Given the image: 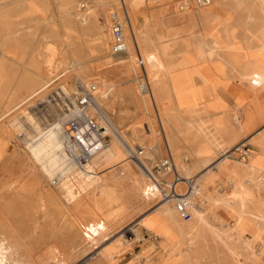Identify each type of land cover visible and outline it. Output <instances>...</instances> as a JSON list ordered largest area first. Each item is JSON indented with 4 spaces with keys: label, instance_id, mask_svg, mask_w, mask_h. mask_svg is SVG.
Returning a JSON list of instances; mask_svg holds the SVG:
<instances>
[{
    "label": "rangeland",
    "instance_id": "1",
    "mask_svg": "<svg viewBox=\"0 0 264 264\" xmlns=\"http://www.w3.org/2000/svg\"><path fill=\"white\" fill-rule=\"evenodd\" d=\"M77 1L0 0V264H264V250L231 245L250 234L264 248V180L242 165L264 159V122L234 142L264 120V0L239 8L228 0L229 19L214 10L222 0L203 8L177 0L166 17L162 0H96L88 9ZM127 12L147 92L138 89L135 53L119 64L109 50L112 17L127 29ZM78 81L97 83L93 95L114 131L54 185L25 140L35 125L63 118L69 134L80 120ZM234 82L245 88L231 92ZM249 138L257 151L247 161L228 155ZM142 144L146 170L129 155ZM166 149L199 183L187 220L168 202L153 208L147 173ZM83 167L95 175L76 192Z\"/></svg>",
    "mask_w": 264,
    "mask_h": 264
},
{
    "label": "built area",
    "instance_id": "2",
    "mask_svg": "<svg viewBox=\"0 0 264 264\" xmlns=\"http://www.w3.org/2000/svg\"><path fill=\"white\" fill-rule=\"evenodd\" d=\"M192 2L195 6H204L209 3V0H192ZM187 6V4L180 2L178 10L183 11ZM125 22H127V19ZM109 31V50L111 54H125L128 41L123 22L116 17H112ZM135 56L137 58V66L142 69L139 78H137L138 89L143 92L145 86H148V79L144 70V60L137 48L135 49ZM76 85L75 105L78 108L76 110L80 120L66 136L62 151L66 157V164L73 165L76 163L79 166H86L92 157L100 153L109 144V140L106 138L111 136V134L107 130V122L109 121L93 95L96 91L95 82H79ZM130 152V157L135 159L145 169L139 160V157H142L145 152V145H137L136 150L134 152L130 150ZM232 153H236L241 160H245L249 155L247 145L244 142L234 145L228 155ZM147 174L158 196L153 208L161 202H168L177 210L182 219L187 220L190 218L194 207L193 197L199 189L197 179L194 176L181 174L170 155L156 161L152 171ZM62 176L63 173L55 174L50 179L51 184H57Z\"/></svg>",
    "mask_w": 264,
    "mask_h": 264
},
{
    "label": "bare ground",
    "instance_id": "3",
    "mask_svg": "<svg viewBox=\"0 0 264 264\" xmlns=\"http://www.w3.org/2000/svg\"><path fill=\"white\" fill-rule=\"evenodd\" d=\"M74 1V0H72ZM77 1V0H76ZM85 1V0H84ZM83 1V2H84ZM123 1V0H122ZM137 1V0H136ZM135 1V2H136ZM139 1V0H138ZM214 1V0H212ZM222 1H225V0H222ZM238 2H240V4L238 5V7H235V8H239L241 6V2L242 0H237ZM78 2V1H77ZM76 2V3H77ZM83 2H81V8L82 9H88L90 8L91 6H93L95 3H96V0H86V2H84L85 4H83ZM137 3V2H136ZM145 3V2H144ZM25 4V3H24ZM69 4V2H68ZM67 4V5H68ZM125 4V2H124ZM141 4V3H140ZM72 5V4H71ZM211 5V0H209V3L203 7H207ZM85 6V7H84ZM126 6V5H125ZM145 6V5H144ZM75 7V6H74ZM137 7V6H136ZM201 7V8H203ZM127 9V7H126ZM106 23H108V21H106ZM127 26L128 28L126 29L125 28V35H126V39L128 41V47H127V51L125 53V56L124 55H116V61H118L119 64H125L126 63V60H124V58H130L129 62H133V57L132 55L134 54V47H133V43L132 41L134 42V46H137L138 47V50H139V46L137 44V40H136V37H135V33L131 27V22H130V18H129V15H128V12H127ZM147 39L144 40V43H147ZM131 45L133 47V49L131 48ZM146 45V44H144ZM147 46V45H146ZM168 47V46H167ZM164 48V47H163ZM162 48V49H163ZM165 50V49H164ZM206 50V49H205ZM229 50V49H228ZM211 52V51H210ZM139 53H140V50H139ZM213 53V52H212ZM42 54V53H41ZM40 54V55H41ZM36 55V54H35ZM141 56V54H140ZM143 59V58H142ZM128 63V62H127ZM154 64V63H153ZM145 65V64H144ZM162 67H163V64H161ZM160 67V65L158 66ZM152 68H155V67H152ZM151 69V68H150ZM146 70V68H145ZM147 73V71H146ZM147 79H148V73H147ZM79 82V81H78ZM96 84V89L98 88V85L97 83ZM102 84V88H104L106 85L104 83V81L101 82ZM108 84V83H106ZM101 89V88H100ZM149 89V80H148V86H145V89H143V91L147 92L146 90ZM63 90H64V87H63ZM66 91V90H65ZM3 93V91H2ZM66 93V92H65ZM3 95V94H2ZM69 95V94H68ZM3 97V96H2ZM69 98V96H68ZM71 102H73V99L70 100ZM74 103V102H73ZM5 103L3 101V98L0 99V120L3 116H5V114L7 113V111H4L5 109ZM74 111V110H72ZM73 116H75L73 113H66L65 115V118L67 119H70V118H74ZM30 118V117H29ZM63 118V117H62ZM60 119V118H59ZM64 121V118L61 119V121H58V122H55V123H52L49 127L47 126L46 128H39L38 125H35L37 126V129H36V133L31 135L30 134L28 135V133L26 134H22L23 136H30V138L27 137V140H25V137L22 138L25 140V142L29 145V148H30V152L31 154L35 157V159L37 160V162H39L42 167L44 168V170L48 173V175L52 178L53 176H55V174L59 173V171H63L65 172V168H66V157L62 151V147L65 145V138L67 136L66 134V131L63 127V122ZM108 123V126H107V130L109 132V129L110 131H114V127L111 123V121L107 122ZM37 124V123H36ZM36 128V127H35ZM17 130H23V127L19 126L17 127ZM25 130V129H24ZM34 131V130H33ZM20 132V131H18ZM23 132V131H22ZM26 132V130H25ZM30 133V132H29ZM132 148L134 146V143L131 144ZM107 147V146H105ZM105 147L103 149H105ZM136 148V147H135ZM250 156H253V152L250 151ZM97 156V155H96ZM261 157V156H260ZM99 158V157H98ZM258 161V163H256L255 161ZM259 157L257 156V158H254L250 163H243L242 165L246 168H253V169H257L260 173V176L257 178V180H264V159L261 160L259 159ZM208 162V159L205 161V163ZM140 163L143 165L142 161L140 160ZM72 165V164H71ZM81 166V165H80ZM141 166V165H140ZM144 166V165H143ZM78 167V166H77ZM142 167V166H141ZM42 168V169H43ZM143 168V167H142ZM69 169V168H68ZM67 169V170H68ZM72 169V168H71ZM79 169V168H78ZM144 169V168H143ZM80 170V169H79ZM145 170V169H144ZM82 171V170H81ZM69 171H67L68 173ZM72 172V170H71ZM91 172V175H89V173ZM192 172V171H191ZM81 174V173H80ZM83 176L84 178L80 179L81 181H78V185H77V190H82L85 185L91 180V177L93 175H95L94 172L92 171H87L85 169H83ZM214 176V175H213ZM62 178V177H61ZM250 194V193H249ZM212 199V198H210ZM261 200L263 201V199L261 198ZM240 212H244V209L243 208H240L239 209ZM193 217V216H192ZM219 219V218H218ZM206 221V220H205ZM202 222V221H201ZM237 230V229H236ZM246 238H252L248 241H246ZM246 238H243L241 240V245H238V243L234 242V241H231V245L233 247V249L237 250V251H240V252H243V251H256L257 249L259 250H264V248L262 249V240L259 242H256V240L254 239V237H252L250 234L248 235V237ZM263 239V238H262ZM264 242V241H263ZM244 243H247L248 245H245ZM249 259V258H248Z\"/></svg>",
    "mask_w": 264,
    "mask_h": 264
},
{
    "label": "crops",
    "instance_id": "4",
    "mask_svg": "<svg viewBox=\"0 0 264 264\" xmlns=\"http://www.w3.org/2000/svg\"><path fill=\"white\" fill-rule=\"evenodd\" d=\"M174 1H177V0H162V3L163 4H165V17H166V15L169 13V15L172 13L171 11H167V9H168V7L174 2ZM212 0H211V5H212ZM222 4H225V5H227V6H223L222 7V5H215L214 6V8L215 7H218V8H216V9H214L215 10V12L216 13H218V14H224V13H228V10H229V8L230 9H232L233 8V6H234V2H229L228 0H226V1H224ZM240 4V2H238L237 0H236V7H238V5ZM207 5V4H206ZM149 6V5H148ZM205 6V5H204ZM197 7H203V6H197ZM147 9H148V7H147ZM223 16V15H222ZM225 19H229V18H231V17H228L227 15H224L223 16ZM132 43H133V47H134V53H135V49L137 48L138 49V47L137 46H134V42L132 41ZM136 47V48H135ZM139 51V50H138ZM231 92H232V90H234L233 92L236 94L237 92H239L240 90H243L245 87L243 86V85H241V84H239V83H237V82H234V83H232L231 84ZM227 94V95H226ZM224 95V97H225V99L227 100V102H228V104L231 106V107H233V105H234V100H233V98H232V96H231V94H230V92L228 93H226L225 92V94H223ZM262 98H263V95H262ZM262 122H264V120L263 121H260V122H258L254 127H253V129L252 130H250V132H248L246 135H241V136H239V137H237V139L234 141V142H238L240 139H242V138H245L247 135H249L259 124H261ZM261 132V131H260ZM258 134H259V132H257ZM256 133V135L257 136H259L258 134ZM256 136V137H257ZM256 137H254V138H256ZM252 139H253V136L251 137ZM251 138H249L247 141H250L249 143L247 142L246 143V141H245V144L247 145V148H248V152L250 153V151L251 150H255V151H257V149H256V147L254 146V145H252L251 144ZM166 142V141H165ZM234 142H233V144H234ZM249 144H251L252 146H253V148H250V146H249ZM166 147V146H165ZM231 148H232V146H231ZM167 155H170L172 158H173V156H172V154H171V152L168 150V149H166V155L164 156V157H166ZM248 157H249V155L246 157V159L245 160H242L243 162L244 161H247L248 160ZM173 160H174V158H173ZM179 169V168H178ZM179 171H180V173L181 174H183V175H185L184 174V171L183 170H180L179 169ZM187 176H189V175H187ZM195 177V176H194ZM196 179H197V177H195Z\"/></svg>",
    "mask_w": 264,
    "mask_h": 264
}]
</instances>
